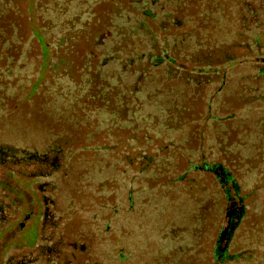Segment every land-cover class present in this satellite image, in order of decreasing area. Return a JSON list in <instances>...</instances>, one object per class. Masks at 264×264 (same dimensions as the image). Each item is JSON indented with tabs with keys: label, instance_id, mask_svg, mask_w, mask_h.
Masks as SVG:
<instances>
[{
	"label": "trees",
	"instance_id": "1",
	"mask_svg": "<svg viewBox=\"0 0 264 264\" xmlns=\"http://www.w3.org/2000/svg\"><path fill=\"white\" fill-rule=\"evenodd\" d=\"M0 167L6 264H264V0H0Z\"/></svg>",
	"mask_w": 264,
	"mask_h": 264
},
{
	"label": "rangeland",
	"instance_id": "2",
	"mask_svg": "<svg viewBox=\"0 0 264 264\" xmlns=\"http://www.w3.org/2000/svg\"><path fill=\"white\" fill-rule=\"evenodd\" d=\"M111 154L108 151L106 169L112 174L114 167L111 168L110 165L114 163V160L111 159ZM0 191L12 196L18 204V214L15 223L0 232V264H6L7 260L12 256L31 252L40 242L39 234L42 228L45 206L41 191L38 190L35 181L24 180L1 167ZM261 191L259 190L257 195L252 197V202L255 203L257 201L258 203L262 200L264 191H262L263 193ZM165 214L166 211H158L160 217L165 216ZM144 221L146 226H151L152 223L147 217H145ZM152 227L155 228V225L152 224ZM102 257L110 258L111 253L104 252Z\"/></svg>",
	"mask_w": 264,
	"mask_h": 264
}]
</instances>
